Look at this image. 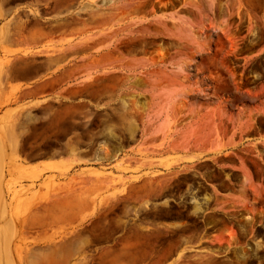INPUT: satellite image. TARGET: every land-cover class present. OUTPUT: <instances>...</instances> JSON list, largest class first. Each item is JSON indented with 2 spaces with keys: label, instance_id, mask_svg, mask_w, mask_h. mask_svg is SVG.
<instances>
[{
  "label": "rangeland",
  "instance_id": "obj_1",
  "mask_svg": "<svg viewBox=\"0 0 264 264\" xmlns=\"http://www.w3.org/2000/svg\"><path fill=\"white\" fill-rule=\"evenodd\" d=\"M0 264H264V0H0Z\"/></svg>",
  "mask_w": 264,
  "mask_h": 264
},
{
  "label": "crops",
  "instance_id": "obj_2",
  "mask_svg": "<svg viewBox=\"0 0 264 264\" xmlns=\"http://www.w3.org/2000/svg\"><path fill=\"white\" fill-rule=\"evenodd\" d=\"M49 162H53V161H48V160H42V161H38L36 163H32L30 166L32 167H37L38 169H42L44 167V164H47ZM89 167H84L83 169H88ZM90 169V168H89Z\"/></svg>",
  "mask_w": 264,
  "mask_h": 264
},
{
  "label": "flooded vegetation",
  "instance_id": "obj_3",
  "mask_svg": "<svg viewBox=\"0 0 264 264\" xmlns=\"http://www.w3.org/2000/svg\"><path fill=\"white\" fill-rule=\"evenodd\" d=\"M139 217H141V216L140 215H135V218L131 217L128 220L129 221L139 220ZM129 225H133V223H129ZM120 236H122V234L117 235V237H120Z\"/></svg>",
  "mask_w": 264,
  "mask_h": 264
},
{
  "label": "bare ground",
  "instance_id": "obj_4",
  "mask_svg": "<svg viewBox=\"0 0 264 264\" xmlns=\"http://www.w3.org/2000/svg\"><path fill=\"white\" fill-rule=\"evenodd\" d=\"M52 253H54V251Z\"/></svg>",
  "mask_w": 264,
  "mask_h": 264
}]
</instances>
